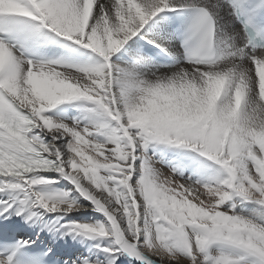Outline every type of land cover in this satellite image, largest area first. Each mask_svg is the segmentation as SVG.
I'll return each instance as SVG.
<instances>
[{
    "label": "snow or ice",
    "instance_id": "obj_1",
    "mask_svg": "<svg viewBox=\"0 0 264 264\" xmlns=\"http://www.w3.org/2000/svg\"><path fill=\"white\" fill-rule=\"evenodd\" d=\"M83 6L84 0H0V33L5 36L38 43L51 39L54 34L102 58L95 66L34 61L16 55L14 45L0 37V46L10 53L0 67V193L9 189L23 193V199L0 200V215L28 213L25 219L31 220L34 213L30 210L35 207L46 209L48 213L81 210L82 206L75 202L79 210H53V199L63 198L45 196L35 187L52 182L41 177L38 171L51 166L111 221L110 231L97 224L93 225L97 226L94 231L86 232L114 237L110 247L103 249L111 257L109 264H115L117 253L125 252L143 258L144 264H157V260L160 264H264V215L254 219L242 214L243 210L237 212L235 204L225 207L226 201L239 197L241 202L254 203L259 206V212H264V133L255 129L246 136L232 133L223 136V95L215 101L200 96L181 101L165 98L147 119L136 120L133 118L136 105L130 103L131 93L142 89L146 97L159 87L160 81L157 76L144 78L145 66L138 50L130 54L132 62L126 66L111 59L133 37L146 35L145 25L159 14L191 9L196 16L184 44L187 47L197 35L200 42L197 48L189 50L188 61L207 71L212 60L206 54L213 45L215 17L224 6L223 0L216 3L209 0H94L83 31L58 26L59 21L78 18ZM102 17L109 20L111 35L102 36V47L95 48L90 45L89 37ZM243 53L242 47L233 55ZM261 64H264V51L247 56L246 66L250 71L244 76L250 77L249 87L257 97L261 78L256 70ZM47 65L60 73L71 69L80 74L81 79L68 80L75 86L71 94L57 95L40 81L25 86L28 92L21 90L30 66L35 71ZM81 99L94 106L89 109L99 118L94 127L54 123L44 115L47 109L63 101ZM36 130L50 136L51 140L43 142L34 134ZM98 133L106 137L103 142L96 141ZM153 142L189 149L215 162L226 175L205 182L157 180L156 192L171 201L174 208L164 215L149 214L146 211L148 190L138 185L159 176L146 155ZM123 153H127L126 160L120 158ZM137 160L141 161L140 166L136 165ZM189 163L200 167L196 158ZM29 168L31 170H26ZM137 173L142 174L132 182L130 178ZM112 183L124 186V198ZM201 191L212 198L211 204L201 199ZM134 200L136 218L134 226L130 227L124 208L131 210ZM256 214L254 211L251 215ZM85 224L88 223L75 224L72 230H82L79 225ZM215 242L231 251H211L210 245ZM27 243L18 242L8 254L0 255V264H16L17 253ZM27 264H44V261L37 255ZM72 264L78 261L73 260ZM79 264L103 262L85 257Z\"/></svg>",
    "mask_w": 264,
    "mask_h": 264
},
{
    "label": "bare ground",
    "instance_id": "obj_2",
    "mask_svg": "<svg viewBox=\"0 0 264 264\" xmlns=\"http://www.w3.org/2000/svg\"><path fill=\"white\" fill-rule=\"evenodd\" d=\"M216 2L217 0H209V3ZM223 4V8L219 10L215 17L217 21L214 38L216 59L223 55L225 49H227L228 52L236 53L238 48L243 47V54H235L229 58L237 63L246 65L247 56L249 54L264 50L244 47L246 38L235 21L233 11L226 0H223ZM176 11H180V9ZM166 12L159 14L158 17L145 25L143 32H146V35L133 37L127 44L117 50L111 59L122 66H126V63L132 62L130 54L134 50H138L140 56L143 58L141 63L145 66L144 78L146 79H152L157 75H170L181 66L186 68L190 67L191 64L184 60L183 54L179 49L170 21L165 15ZM0 36H5V34L0 33ZM9 37L10 40L7 42L9 44H15L14 52L16 55L22 56L17 51V48L25 50L30 57L26 59H32L34 61H60L69 66H95L102 59L98 54L92 52V50L78 46L74 42L67 41L63 37H56L54 34L51 39L38 43L13 38L11 35H9ZM141 41H145L149 46L163 49V51L169 54L170 61L167 64H160L154 61L143 52L140 45ZM156 44H158L159 47H156ZM69 70L71 71V69ZM71 72L77 73L75 71ZM92 107L94 106L91 102L82 99L63 101L53 108L47 109L44 115L52 119L54 123L62 122L68 125L75 123L79 126L94 127L99 118L89 111ZM70 108L73 109L72 112L69 110ZM34 134L38 135L45 143L51 140V137L45 136L42 131L36 130ZM95 139L98 142H103L106 137L98 133ZM146 155L151 158L152 167L156 171L163 172L165 175L171 173L174 180H180L181 182L189 179L205 182L226 175L215 162L208 161L207 158H201L199 154L189 149L153 142L147 148ZM192 158L197 159L200 165L199 168L189 163ZM136 165L140 166L141 161L137 160ZM141 174L142 173H137L135 176H132L130 178L131 181L135 182L137 177ZM39 175L52 181L48 185L35 186L40 189L45 196L62 197L64 200L73 201L82 206L81 210L70 213H48L46 209L35 207L30 210L34 213L31 220L25 219V215L28 213H25V215H15L6 212L2 215V219L9 224V228L14 227L20 230L18 234V237H20L19 239L23 238L24 241L28 243H33L37 240L41 242L46 241L48 251L49 249L54 250L57 256H62L63 264H72L73 260H77L79 264V260L85 257L92 261H102L103 264H109V259H111V257L108 253H105L103 249L110 247L114 237L111 235L99 237L96 234L86 233L80 229L72 230V226L75 224L88 223L92 225L102 224L105 226L106 230L110 231L111 221L108 219V216L104 212L97 210L92 201L84 197L69 179L61 178L60 174L55 170L50 174ZM112 187H115L117 191L126 195L124 186L117 187L116 183H112ZM11 197L23 199V193L12 189L7 190L6 193H0V200L7 201ZM201 199L209 203L207 196H201ZM232 204L236 205L237 212L243 210L242 214L250 216V218L259 219L261 215H264V212H259L258 205L249 202H241L239 197H232L229 201H226L225 207ZM254 211H256L257 214L252 216L251 214ZM117 223L119 224L120 221L117 220ZM126 223L127 219L125 218L124 226H126ZM210 249L213 252L231 251L230 248L220 242L211 244ZM100 253L103 254L101 255ZM157 263L160 264L159 260H157ZM115 264L136 263L128 260L124 255L117 253Z\"/></svg>",
    "mask_w": 264,
    "mask_h": 264
},
{
    "label": "clouds",
    "instance_id": "obj_3",
    "mask_svg": "<svg viewBox=\"0 0 264 264\" xmlns=\"http://www.w3.org/2000/svg\"><path fill=\"white\" fill-rule=\"evenodd\" d=\"M93 4L94 0H84L83 11L79 17L59 21L58 26L71 31H83L88 24ZM101 21L97 22L89 37L90 45L95 48L102 47V36L111 35L107 17H102ZM210 51L211 48L206 56L212 62L209 63L207 71L193 65L187 68L181 66L170 75H157V79L160 81L159 87L146 97L142 89L133 91L130 96V103L136 105L133 118L141 121L147 119L155 106L165 98L172 101H181L185 98L200 96L215 101L223 95L225 99L223 126L221 128L223 136L226 137L230 133L237 136H246L251 130L255 129H259L260 132L264 133V64L258 65L256 70L257 76L261 78L260 92L257 97L256 93L249 87L248 80H250V77L246 79L244 76L245 72L250 71L246 65L230 59L229 57L233 53L228 52L227 49L224 50L222 56L215 60L211 58ZM9 57L10 53L0 46V67L5 64ZM65 76L67 79L62 78ZM70 79L79 80L81 77L79 73L68 70H65V73H60L50 65L38 68L35 71L30 66L27 73H25L24 85L21 86V90L28 92L29 88L25 86H31L34 81H40L49 86L57 95H67L75 90V86L68 82ZM93 83L96 82L93 81ZM229 93L231 94L229 95ZM98 147H102V145H98ZM126 157L127 153L120 154L121 159L126 160ZM157 172L159 173L158 177L154 176L151 179H146L145 183L138 185V187L148 190L146 211L149 214L159 213L164 215L166 211L174 208V204L166 198H161L156 192L157 180L171 183L173 176L171 173L165 175L158 170ZM200 195L207 196L209 204L212 203V198L206 193L201 191ZM120 196L124 198L123 193H120ZM79 207L73 201L64 199H53L52 202L53 210L63 208L65 211H72L74 208L79 210ZM134 213L135 200L131 210L128 207L124 208V215L127 217L130 227L134 226L136 218ZM192 214L195 215L196 212ZM79 227L84 232H91L97 226L85 224L79 225ZM177 260L179 261V257H177Z\"/></svg>",
    "mask_w": 264,
    "mask_h": 264
},
{
    "label": "rangeland",
    "instance_id": "obj_4",
    "mask_svg": "<svg viewBox=\"0 0 264 264\" xmlns=\"http://www.w3.org/2000/svg\"><path fill=\"white\" fill-rule=\"evenodd\" d=\"M162 14H163V13H162ZM141 44L148 45V44H147L145 41H141V42H140V45H141ZM11 45H14V47H15V44H14V43H13V44H11ZM170 55H171V54H170ZM69 110L72 112V110H73V109H72V108H70ZM53 218H54V217H53ZM53 218H52V219H53ZM45 243H46V241H45ZM100 254L102 255L103 253H100ZM100 254H99V255H100Z\"/></svg>",
    "mask_w": 264,
    "mask_h": 264
}]
</instances>
